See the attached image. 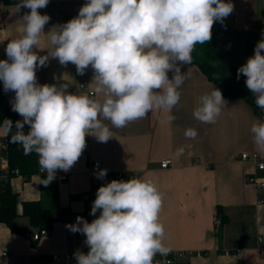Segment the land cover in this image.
<instances>
[{
  "label": "clouds",
  "instance_id": "9594fccd",
  "mask_svg": "<svg viewBox=\"0 0 264 264\" xmlns=\"http://www.w3.org/2000/svg\"><path fill=\"white\" fill-rule=\"evenodd\" d=\"M48 3L20 0L17 11L30 12L22 17L20 37L7 44V59L0 60V81L5 92L15 93L12 111L23 118L14 126L5 119L0 132L10 134L9 142L21 145L25 155L37 154L45 186L57 170L67 172L78 162L86 136L101 143L113 138L104 121L123 128L153 110H163L169 122L174 120L171 112L188 76L181 65L192 64L196 45L209 42L214 23H223L234 9L231 0H87L76 17L45 34L51 17L38 10ZM42 36L50 45L43 56L35 51L42 50ZM49 58L62 66L75 65L79 75L91 67L94 94L70 93L67 84H39L36 70ZM240 75L264 111V39L238 68V79ZM226 103L222 91L213 88L199 98L193 116L215 123ZM251 133L264 151V120L254 123ZM185 135L194 139L197 132L190 128ZM183 153L181 147L176 156ZM106 175L107 170H100L97 178ZM162 206L163 195L149 178L114 179L100 186L90 213L99 215L91 223L78 216L75 224L67 225L71 232L85 235L89 248L87 254L75 253L77 264H154L157 254L168 255L159 222Z\"/></svg>",
  "mask_w": 264,
  "mask_h": 264
},
{
  "label": "crops",
  "instance_id": "0c3cea01",
  "mask_svg": "<svg viewBox=\"0 0 264 264\" xmlns=\"http://www.w3.org/2000/svg\"><path fill=\"white\" fill-rule=\"evenodd\" d=\"M85 1L49 0L47 7L38 10L51 17L45 25V34L74 18ZM231 3L233 12L223 23L215 22L212 29L218 32L217 51L231 64L241 67L255 49L253 41L243 38L244 33L264 32V0H231ZM18 4L0 0V60L7 59V44L20 37L22 17L30 12L27 8L17 11ZM40 48L35 51L47 55L50 45L46 36L41 37ZM181 72L188 76L179 89L180 100L172 109L175 119L171 122L163 110H153L123 128H114L104 121L113 138L101 143L91 135L78 162L67 172L57 170L55 179L47 186L43 184L46 175L33 174L26 181L19 175L10 177L11 189L17 193L18 212L22 201L42 198L54 202L57 219L49 228L50 234L38 240L31 238L36 228L28 226L25 219L22 224L29 230L28 237L12 232L0 222V264H55L51 254L77 251L87 254L85 235L71 232L67 225L75 224L78 216L88 217L91 213V205L83 200V193L97 191L117 180L114 177L117 171H124L127 178L153 180L163 195L159 222L165 229L164 243L170 250L185 252L190 264H264V189L247 182L248 174L264 177V169L238 158L240 152L258 151L264 160V151L254 144L251 133L252 125L264 120V111L240 97L223 96L226 107L216 122L202 123L194 118V109L199 98L217 86L193 62L181 65ZM168 75L171 78L173 73ZM36 76L39 84H67L70 93L87 94L78 86L82 77L87 78L93 94L96 87L91 67L79 75L75 65L62 66L52 58L46 66L37 68ZM14 97L15 93L8 91L11 105ZM190 128L197 132L194 139L185 135ZM5 136L0 132V143ZM181 147L184 153L177 157ZM90 157L101 159L102 170H107L103 179L97 178L99 172L88 171ZM165 159L171 163L163 168L160 162ZM61 174L66 179H60ZM98 215L99 211L95 218ZM195 250L204 255H188Z\"/></svg>",
  "mask_w": 264,
  "mask_h": 264
},
{
  "label": "trees",
  "instance_id": "16d2710c",
  "mask_svg": "<svg viewBox=\"0 0 264 264\" xmlns=\"http://www.w3.org/2000/svg\"><path fill=\"white\" fill-rule=\"evenodd\" d=\"M5 4L18 3L20 0H3ZM243 38L251 40L256 46L257 42L264 39V35H252L244 33ZM218 32L212 29V39L201 45L197 44L192 53V62L203 72L206 78L216 84L222 91L223 96L240 97L252 106H257L255 96L247 89L246 77L240 75L237 78L239 67L231 64L216 49ZM5 119H10L13 126L17 120L23 118L18 113L12 111V105L8 100V92L4 91L3 82L0 81V123ZM25 132L29 126L25 125ZM8 142L5 154L8 158L9 169H17L26 181L36 173L38 166V156L36 153L25 155L21 145L10 143V134L5 136ZM0 177V222L4 223L12 232L29 236V230L25 229L22 219L26 220L28 226L36 229L50 228L57 219L53 201L44 199L26 200L21 202V210H17V193L13 192L10 186V177Z\"/></svg>",
  "mask_w": 264,
  "mask_h": 264
},
{
  "label": "built area",
  "instance_id": "2783aa9c",
  "mask_svg": "<svg viewBox=\"0 0 264 264\" xmlns=\"http://www.w3.org/2000/svg\"><path fill=\"white\" fill-rule=\"evenodd\" d=\"M87 1L84 2V4ZM226 2H228V0H226ZM78 14H76L74 17H76ZM264 35V32H263ZM79 88L85 90L87 92L88 95H92L93 91L90 90L88 88V82H87V78L86 77H82L79 84H78ZM91 135L86 136V141L90 139ZM8 142L6 140H4L2 143H0V167H1V171H0V177H6L8 174L13 173L14 175H19L22 178H24L17 169H9V163H8V158L5 154L6 148H7ZM238 158H240L241 160H246V161H250L252 162L257 169L262 170L264 169V160L262 155L258 152V151H251V152H240L238 154ZM171 163L170 159H165L162 160L160 162V166L165 168L168 167ZM87 169L89 172H99L100 170H102V161L99 158H94V157H90L87 160ZM37 175L40 176H44L46 175V173H41V169L40 166L38 164L37 166V171L36 173ZM114 177L117 180H128L129 178H127L125 176V172L124 171H117L114 172ZM60 179H66V175L65 174H61L59 176ZM247 182H249L250 184H253V186L258 187V188H262L264 189V177H259L257 175L253 174H248L247 175ZM96 192L95 190H89L83 193L82 198L83 200L87 201L90 203L91 208H92V204L93 201L96 198ZM85 220H87L89 223H91L92 220L95 219V216L89 214L88 217H83ZM69 225V224H68ZM68 228V227H67ZM50 234V229L48 228H40V229H36L31 233V238L33 240H38L40 237L42 236H46ZM258 241L261 242V238L258 237ZM263 248V245L261 246ZM77 252H83L84 251H77ZM77 252H62V253H55V254H51L50 255V259L53 263L58 264L60 262H63L64 264L69 263L70 261H76L75 259V253ZM189 256H195V257H199L204 255V253L200 250H195L192 252H188ZM186 253L183 251H176V250H170L168 255L166 256H161L159 254H157V256L155 257V261L154 264H190L189 260L186 259Z\"/></svg>",
  "mask_w": 264,
  "mask_h": 264
}]
</instances>
